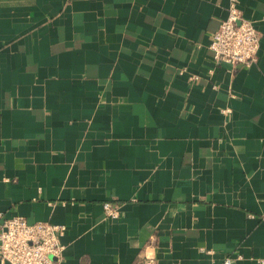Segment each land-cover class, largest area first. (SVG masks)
Instances as JSON below:
<instances>
[{
  "label": "crops",
  "instance_id": "obj_1",
  "mask_svg": "<svg viewBox=\"0 0 264 264\" xmlns=\"http://www.w3.org/2000/svg\"><path fill=\"white\" fill-rule=\"evenodd\" d=\"M237 1L233 68L229 0H0V222L64 225L58 264H261L264 0Z\"/></svg>",
  "mask_w": 264,
  "mask_h": 264
},
{
  "label": "built area",
  "instance_id": "obj_2",
  "mask_svg": "<svg viewBox=\"0 0 264 264\" xmlns=\"http://www.w3.org/2000/svg\"><path fill=\"white\" fill-rule=\"evenodd\" d=\"M227 17L211 36L208 49L216 64L233 68L249 66L258 59L260 37L252 22L242 16L237 0H229ZM191 80H196L192 77ZM105 217L116 220L118 208L103 204ZM64 225L48 222L29 224L22 217H11L0 222V264H58L64 246ZM264 264V261H260ZM147 264H154L148 259ZM224 264H230L226 260Z\"/></svg>",
  "mask_w": 264,
  "mask_h": 264
}]
</instances>
